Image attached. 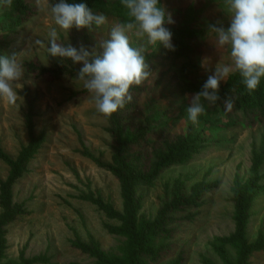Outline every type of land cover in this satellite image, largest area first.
I'll use <instances>...</instances> for the list:
<instances>
[{"label": "rangeland", "instance_id": "374dc122", "mask_svg": "<svg viewBox=\"0 0 264 264\" xmlns=\"http://www.w3.org/2000/svg\"><path fill=\"white\" fill-rule=\"evenodd\" d=\"M28 1L36 8V16L14 26L8 23L7 7L0 0V55L17 53L25 68L17 89L23 103L12 106L0 100V148L13 162L23 149L35 145L22 175L7 187L10 208L26 213L1 228L0 264L35 259L47 264H99L96 251L117 254L123 243L118 236L124 211L122 190L108 170L107 124L91 94L76 79L72 62H61L47 52L52 28L58 31L59 43L77 48L81 44H74L55 25L47 0H40L39 5L37 0ZM162 1L171 14L192 5L195 11L189 19H195L196 29L206 31L209 23L218 20L228 26L230 16L222 0ZM106 17V23L93 32L86 28L89 51L108 39L118 24ZM128 35L133 47L146 46L153 72L138 98L137 119L143 122L155 116L156 123L164 124L173 120L171 142L192 153L187 164L163 170L137 190L143 227L171 232L164 240H153L147 256L166 249L161 252L162 264H231L238 193L248 198L247 245L264 243V127L229 130L222 128V121L213 126L193 125L186 113L192 94L168 71L172 51L147 45L135 30ZM35 39L45 46L34 45ZM184 57L191 66L188 78L201 85L217 65L230 63L228 48L218 47L215 34L210 33L198 49L186 50ZM57 71L59 79L50 78V72ZM9 174L0 159V182H6ZM175 199L184 204L185 214L170 206ZM3 212L0 205V215ZM247 264H264V248L253 251Z\"/></svg>", "mask_w": 264, "mask_h": 264}, {"label": "trees", "instance_id": "16d2710c", "mask_svg": "<svg viewBox=\"0 0 264 264\" xmlns=\"http://www.w3.org/2000/svg\"><path fill=\"white\" fill-rule=\"evenodd\" d=\"M56 2L58 0H47L48 6ZM67 2L86 3L94 13H101L113 18L117 20L118 24L125 22L127 19L126 10L122 7L120 0H67ZM160 3L163 5L162 0H160ZM194 9L192 5H189L185 10H175L172 13L175 24L167 25L173 33L172 43L175 46V51H172L174 56L168 71L173 72L180 82L188 87V93L190 94L201 91L202 85L193 83L196 81L194 78H188L191 66L187 64L184 52L198 49L200 44L205 42L207 35L205 30L194 27L195 19H189L193 17ZM36 14V8L28 0H13L12 7H7L5 17L9 24L18 26L34 18ZM68 34L74 44L80 43L87 46L89 38L86 34V28L77 30L73 27L68 31ZM72 65H74V71L77 74L82 64L72 63ZM50 73V78L59 79V71ZM144 83L140 87L134 86L131 89L133 101L126 105L125 109L113 114L111 118L103 116L107 124L106 131L110 138L111 164L108 170L121 185L124 211L119 217L121 226L118 232V236L123 240V243L117 249V254L106 255L96 251L95 258L99 261V264H162L164 253L161 252L166 249H162L159 255L148 257L147 253L153 240H164L165 236L171 235V232L165 233L160 229L147 230L143 227L142 216H139L140 202L136 197V193L138 189L147 186L154 176L160 172L162 173L163 170L180 164L185 165L192 159V153L184 151L170 140V132L175 128L173 120L168 124H164V122L156 123L153 119L155 116H149L143 122H139L137 119L138 98L145 89ZM219 95L221 99L214 105L204 102L206 113L198 118V124L213 126L222 121V128L229 130H249L264 127V78L261 79L257 90L249 94L239 74H230L227 81L220 84ZM228 96L234 98V107L231 112H225L223 105L224 99ZM27 121L31 123L30 115L27 117ZM34 147L35 145H31L23 149L17 160L13 162L7 160L0 148V159L10 169L7 181L0 182V191L3 194V196L0 195V205L4 210L0 215L1 235L3 226L14 223L19 216L26 213L24 210L17 212L16 210H19V208H10L7 199L9 195L7 187L14 180L20 178ZM196 195L197 191H195L194 198ZM247 204L248 198L246 199L243 193H238L235 199L237 229L236 236L231 243V247L235 251V260L231 264H247L248 256L253 251L264 248V243L254 245H247L246 243ZM181 205L184 204L176 199L170 204L173 209L177 210L179 208L180 214H185V210ZM189 217L188 215L185 216V218L191 219ZM162 233L166 235H160ZM38 263L47 264V261L35 259L22 264ZM12 264L18 263L13 262Z\"/></svg>", "mask_w": 264, "mask_h": 264}, {"label": "clouds", "instance_id": "9594fccd", "mask_svg": "<svg viewBox=\"0 0 264 264\" xmlns=\"http://www.w3.org/2000/svg\"><path fill=\"white\" fill-rule=\"evenodd\" d=\"M40 0H37L39 5ZM126 10V21L111 28L109 38L102 40L89 51L85 46L79 48L59 43L56 28L49 32L47 52L63 62L82 64L76 79L83 83L91 94L96 111L105 118L125 109L133 101L131 89L140 87L153 74L146 59V46L133 47L128 33L135 30L146 44L158 49L175 51L172 43L173 33L167 25L175 24L171 12L160 0H120ZM5 7L11 8L13 0H2ZM229 14L228 26L223 21L209 23L206 32L215 34L216 45L229 50L230 63L217 65L207 76L202 90L191 95L186 113L193 125L206 113L205 103L216 104L221 82H226L230 74L238 73L249 94L257 90L264 78V0H224ZM52 18L59 29L68 33L87 28L93 32L106 23L107 17L94 13L86 3H69L67 0L49 5ZM34 45L44 47V41L35 39ZM97 48L99 50H97ZM25 76V68L17 58V53L0 55V100L17 106L23 103L18 95L19 82ZM225 112H231L234 98L228 96L223 101Z\"/></svg>", "mask_w": 264, "mask_h": 264}]
</instances>
